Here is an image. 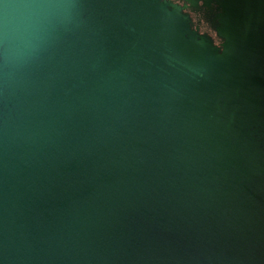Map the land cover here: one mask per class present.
Instances as JSON below:
<instances>
[{"label": "water", "instance_id": "obj_1", "mask_svg": "<svg viewBox=\"0 0 264 264\" xmlns=\"http://www.w3.org/2000/svg\"><path fill=\"white\" fill-rule=\"evenodd\" d=\"M220 1L221 47L170 0H78L0 72V264H264V0Z\"/></svg>", "mask_w": 264, "mask_h": 264}, {"label": "clouds", "instance_id": "obj_2", "mask_svg": "<svg viewBox=\"0 0 264 264\" xmlns=\"http://www.w3.org/2000/svg\"><path fill=\"white\" fill-rule=\"evenodd\" d=\"M78 17V0H0V72L27 67Z\"/></svg>", "mask_w": 264, "mask_h": 264}, {"label": "flooded vegetation", "instance_id": "obj_3", "mask_svg": "<svg viewBox=\"0 0 264 264\" xmlns=\"http://www.w3.org/2000/svg\"><path fill=\"white\" fill-rule=\"evenodd\" d=\"M181 6H186V12L190 15L193 25L201 34L208 35L215 45L221 47L224 43L219 35L218 26L223 15L220 0H210L209 7L205 6L204 0H197L191 4L186 0H170Z\"/></svg>", "mask_w": 264, "mask_h": 264}]
</instances>
